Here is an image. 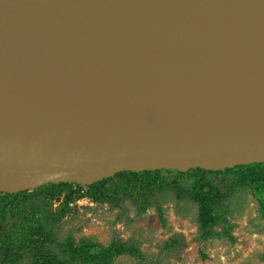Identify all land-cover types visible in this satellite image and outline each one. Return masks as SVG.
<instances>
[{"label":"water","instance_id":"water-1","mask_svg":"<svg viewBox=\"0 0 264 264\" xmlns=\"http://www.w3.org/2000/svg\"><path fill=\"white\" fill-rule=\"evenodd\" d=\"M8 99L2 194L264 164V0H0Z\"/></svg>","mask_w":264,"mask_h":264},{"label":"rangeland","instance_id":"rangeland-1","mask_svg":"<svg viewBox=\"0 0 264 264\" xmlns=\"http://www.w3.org/2000/svg\"><path fill=\"white\" fill-rule=\"evenodd\" d=\"M169 178L171 185L139 198L116 194L113 180L107 190L112 200L105 204L87 195V186L72 183L68 194L51 203L35 198L32 208L39 211L52 239L49 247L58 254L73 241L100 247L124 244L138 251L117 257L114 264H264V207L249 187L226 192L217 206L221 221L206 236L189 190L179 193L172 184L175 177ZM178 184L187 187L188 182ZM31 263L24 257L21 264Z\"/></svg>","mask_w":264,"mask_h":264},{"label":"trees","instance_id":"trees-1","mask_svg":"<svg viewBox=\"0 0 264 264\" xmlns=\"http://www.w3.org/2000/svg\"><path fill=\"white\" fill-rule=\"evenodd\" d=\"M166 171L121 172L87 186V195L98 203H108L112 200L107 191L108 185L117 180L116 194L122 192L139 198L146 192L162 190L171 185V179L164 176ZM174 172L176 177L172 184L179 193L189 190L188 196L199 208V221L206 236H210L213 228L221 221L217 214V206L227 198L226 192L230 188L249 187L264 207V164L240 165L219 171L192 169L187 174ZM186 180L187 187L178 184L179 181ZM72 190L70 183H60L43 185L34 191L0 193L1 264H21L24 257L32 260L31 264H114L119 256L138 253L136 249L124 244L100 247L91 242L75 245L73 241L65 245L62 254L51 249L49 229L38 219L40 213L32 208V202L39 197L51 203L55 198H60L62 194H68ZM69 200L71 196H67L66 203ZM226 232L231 236L228 226Z\"/></svg>","mask_w":264,"mask_h":264},{"label":"bare ground","instance_id":"bare-ground-1","mask_svg":"<svg viewBox=\"0 0 264 264\" xmlns=\"http://www.w3.org/2000/svg\"><path fill=\"white\" fill-rule=\"evenodd\" d=\"M12 101L13 99H8L5 103V106L0 103V124L8 125V127L5 126L6 128L2 134L3 136H14L21 134V131L19 129H15V126L12 125L14 123L12 122H14L18 117L22 116V113L7 109Z\"/></svg>","mask_w":264,"mask_h":264},{"label":"flooded vegetation","instance_id":"flooded-vegetation-1","mask_svg":"<svg viewBox=\"0 0 264 264\" xmlns=\"http://www.w3.org/2000/svg\"><path fill=\"white\" fill-rule=\"evenodd\" d=\"M174 173H175L174 171H168L167 170L166 172H164V176H166V177H173V176L176 177ZM187 173H185V174H187Z\"/></svg>","mask_w":264,"mask_h":264}]
</instances>
